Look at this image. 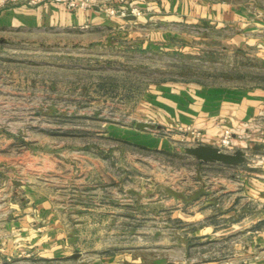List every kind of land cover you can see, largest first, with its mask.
<instances>
[{
  "label": "rangeland",
  "instance_id": "rangeland-1",
  "mask_svg": "<svg viewBox=\"0 0 264 264\" xmlns=\"http://www.w3.org/2000/svg\"><path fill=\"white\" fill-rule=\"evenodd\" d=\"M176 1L189 11L192 3L202 10L223 2ZM231 4H242L247 19L255 20L264 2ZM193 20L146 22L152 30H168L151 35L153 41L167 38L164 46L146 51L137 49V39L121 35L88 44L49 27L0 24V249L7 251L10 237L5 223L27 217L37 229L31 239L13 240L15 257L0 253V264L230 258L223 254L239 245L237 233L225 244L199 243L192 234L199 226L182 219L217 191L221 179L239 185L257 174L258 154L247 150L235 165L198 166L188 153L197 143L178 129L184 125L165 121L150 106L164 84L264 89V33H246L236 23L215 27L206 17ZM227 199L217 195L219 202ZM248 211L250 216L255 209L248 205ZM37 249L52 255L32 259Z\"/></svg>",
  "mask_w": 264,
  "mask_h": 264
},
{
  "label": "crops",
  "instance_id": "crops-1",
  "mask_svg": "<svg viewBox=\"0 0 264 264\" xmlns=\"http://www.w3.org/2000/svg\"><path fill=\"white\" fill-rule=\"evenodd\" d=\"M128 1H133L138 8H144L142 16L103 19L92 11H67L61 7L53 8L46 4L26 7L24 2L15 1L0 9V24L32 28L49 27L61 30L69 36L78 38L80 42L85 41L88 44L92 42L105 44L110 36L121 35L137 39V44L141 47H136L140 51L160 48L167 42L166 37L165 40L162 38L152 40L153 33H168V30L162 28L158 32L152 30L149 25L145 26L146 22L155 20L168 21L184 18L185 21L191 17L195 21L206 17L210 22H216L215 27L232 26L236 23L240 24L241 29L246 33H264L263 4L261 8L256 9L258 16L254 18L255 20H248L247 17L250 15L247 9L242 7V4L233 6L231 0L208 3L202 10L199 3H192L191 11L185 6L180 8L181 4H178L180 1L176 0L174 4L168 3L167 0H158V4L152 0H114L113 2L118 4ZM144 27H147V30L143 29ZM142 31L148 33L147 37H143L145 34L140 36ZM259 40L264 46L263 35L259 37ZM262 51L264 53V48ZM157 89L159 92H155L156 96H153L151 100L155 106L150 107L167 122L175 121L199 130L201 136L196 146L215 148L221 128H228L234 135L232 140L234 153L239 152L243 158L247 150H254L259 158L256 165L257 174L252 175V178H241L239 185H232L229 180L221 179L216 186L217 191L209 195L206 202H200L199 209L193 212L190 218L182 219L186 223L199 226L192 231L193 237L199 243L225 244L231 239L232 233L239 235V245H235L229 254H223V257H230L229 259L220 263L208 259L199 264H264V89L254 88L239 92L223 87L193 84H164ZM237 136L242 138L239 139ZM195 162L198 166L205 163L198 160ZM205 164L218 163L206 162ZM220 194L228 199L219 202L217 195ZM231 196L239 197V202H233L230 199ZM211 197L213 199H210ZM248 205L255 209L254 214L250 216ZM234 215L235 220L232 218ZM4 225L9 229L10 237L7 241V251L0 249V253L13 259L16 253H14L12 241L24 240V236L31 239L36 236L37 229L29 224L27 217ZM221 226L223 228L217 230ZM29 243L32 245V240ZM1 245L3 246V241H0ZM38 250L31 252L32 259L36 257L48 259L52 255L48 251L39 252Z\"/></svg>",
  "mask_w": 264,
  "mask_h": 264
},
{
  "label": "built area",
  "instance_id": "built-area-1",
  "mask_svg": "<svg viewBox=\"0 0 264 264\" xmlns=\"http://www.w3.org/2000/svg\"><path fill=\"white\" fill-rule=\"evenodd\" d=\"M14 1H22L26 6L53 4L67 11H93L106 17H116L119 19L138 18L141 16L140 8L133 1L114 4V0H0V6ZM178 129L185 135L190 136L198 144L201 136L199 130L190 125H184ZM233 138L234 135L230 129L221 128L215 149L220 153L232 155L234 153L232 146ZM237 138L241 139L242 136H237Z\"/></svg>",
  "mask_w": 264,
  "mask_h": 264
},
{
  "label": "water",
  "instance_id": "water-1",
  "mask_svg": "<svg viewBox=\"0 0 264 264\" xmlns=\"http://www.w3.org/2000/svg\"><path fill=\"white\" fill-rule=\"evenodd\" d=\"M144 124L136 123L135 128L143 129ZM190 156L194 157L200 162H217L228 165H235L241 163L243 158L239 152H235L232 155L218 152L215 148L208 146H197L188 150Z\"/></svg>",
  "mask_w": 264,
  "mask_h": 264
}]
</instances>
